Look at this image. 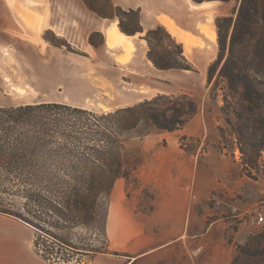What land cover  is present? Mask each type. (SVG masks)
<instances>
[{
    "label": "rangeland",
    "instance_id": "rangeland-1",
    "mask_svg": "<svg viewBox=\"0 0 264 264\" xmlns=\"http://www.w3.org/2000/svg\"><path fill=\"white\" fill-rule=\"evenodd\" d=\"M15 1L21 7L13 16L22 15L29 24L21 26L17 34L11 33L10 42L0 38V100L9 101V105L60 101L100 115L130 106L114 103L124 84L123 71L117 69L116 62L128 61L133 49L123 47L126 54L114 59L112 49L121 45L109 47L103 32L115 24L121 33L141 29L139 9L128 7L137 0H121L124 6L114 0ZM201 1H147L149 16L165 11L168 15L161 16L173 19L181 29H190L182 31L185 36L178 39L185 41L191 69H170L163 83L170 96L189 94L197 102L198 112L202 111L205 124L203 134L179 139L189 162L197 161L184 184L188 185L185 192L196 203L188 220L187 253L171 255L172 263L264 264V221H256L260 213L264 215V29L256 36L246 38L242 34L233 45L232 32L242 0H204L209 2L203 7H192ZM162 26L149 43L154 57L165 61L170 56L183 62L179 45ZM42 27L43 40L39 36ZM16 39L25 42V48L19 47ZM36 45L42 48L41 56ZM47 46L60 49L55 53L47 51ZM161 103L163 107H181L178 100L164 99ZM56 114L60 120L53 126L57 130L70 126L74 137L68 149L72 151L67 154L57 148L49 161L37 162L66 166L71 172L66 178L69 182L82 189L86 183H99L104 188L102 194L65 197L55 192L43 194L36 203L30 196L32 189L17 178L19 175L10 179L2 158L0 209L21 211L29 218L28 223L36 228V246L45 258L89 264L93 256L112 251L106 216L110 197L107 188L114 173L108 171L106 163H115L119 151L115 141L119 137L108 134L103 142L99 141L103 136L92 139V131L84 127L86 122L91 124L85 119L90 116L64 109ZM9 124L17 136L28 127L26 121ZM60 135L57 139L64 140ZM142 139L131 143L141 161ZM99 142L107 147L99 146ZM18 162L28 165L21 159ZM136 171L127 180V194L136 198L140 209L148 211L155 190L141 182Z\"/></svg>",
    "mask_w": 264,
    "mask_h": 264
},
{
    "label": "crops",
    "instance_id": "crops-1",
    "mask_svg": "<svg viewBox=\"0 0 264 264\" xmlns=\"http://www.w3.org/2000/svg\"><path fill=\"white\" fill-rule=\"evenodd\" d=\"M114 1L118 6L125 5L121 0ZM147 1L149 0H137L135 4L128 6L131 9H139L141 29L136 33L118 32L116 24L103 32L105 43L109 47L121 45L112 49L114 59L126 54L124 48L133 49L128 61H114L119 64L117 69L123 71L121 78L124 82L121 86L123 90L121 96L114 102L116 105L131 106L152 96L170 93L163 81L169 75L166 71L174 68L160 69L148 55L150 44L146 35L159 25L167 28L170 38L181 45L183 55L191 63L186 53L185 41L179 40L185 36L181 35L182 31H190V29L183 27L181 29L173 19L161 16L168 15L165 11L155 12L149 16L147 8L150 5ZM206 2L209 1L203 0L195 3L192 7L199 9ZM20 7L15 0H0V38L3 37L4 40L10 42L12 40L11 33L17 34L22 30L21 26L29 24L24 16L20 14V17L13 16V12L18 15ZM168 21L174 22L178 30L169 26ZM44 28L42 27L39 32L42 40ZM49 29L55 31L51 26ZM25 31L26 28L23 27V32ZM110 36H115L116 40L110 42ZM16 43L19 47L25 48V42L16 39ZM126 44L129 45L128 48ZM29 49H33V47H29ZM35 49L41 56V46L36 45ZM51 49L56 53L60 48L56 47V50L54 46L46 48L47 51ZM159 71H163V74H157ZM40 102L64 104L60 101H39L9 105V101L1 99L0 106L10 107ZM204 127L202 111H199L183 127L174 131L149 134L140 141L139 149L143 159L135 176L141 182L153 186L155 193L152 207L148 211L140 209L136 198L127 194V179L116 178L109 195L106 216V231L113 252L99 253L91 258L89 264H173L171 255L181 256L182 253H187L188 220L189 215L195 211L196 202L192 201L188 193L185 192L188 185L184 186V184L190 180L193 166L196 168L197 161L189 162L184 154V149L179 144V139L182 136L203 134ZM151 136L153 138L148 144ZM35 238L36 228L33 225L0 212V264H65L45 258L37 248ZM174 264H186V262L182 263V260H179Z\"/></svg>",
    "mask_w": 264,
    "mask_h": 264
},
{
    "label": "trees",
    "instance_id": "trees-1",
    "mask_svg": "<svg viewBox=\"0 0 264 264\" xmlns=\"http://www.w3.org/2000/svg\"><path fill=\"white\" fill-rule=\"evenodd\" d=\"M263 22L264 0H242L232 32L233 45L239 41L242 34L246 38L254 34L256 36L260 29H264L262 27ZM121 28L123 29L122 26ZM160 30L161 27H158L147 33L146 38L149 43H151L154 34H157ZM148 55L160 69H191V63L183 55L181 45H179L178 55L183 62L174 60L170 56L165 61H160L154 57L152 49H150ZM164 99H169L172 102L178 100L181 107H163L161 101ZM63 109L78 111L90 116L85 119L92 121L91 124L86 122L84 127L90 128L92 131L90 136H94L92 139L103 136V139L99 140L103 142L105 141L104 137L108 138V134L119 137V140L115 141V145L119 150L115 163H106L108 171L114 173L107 188V193L110 195L115 179L123 177L128 180L141 163V157L132 147V141L142 139L152 133L174 131L183 127L198 112V104L189 94L184 93L177 97L157 95L139 104L101 115L84 108H73L70 105L57 102H40L16 107L0 106V114L6 115V117L0 116V160L3 158L6 161L5 171L12 177L11 180H15L14 177L19 175L17 178H21L25 184L30 186L32 189L29 190L30 196L36 198L33 199L36 203L40 202V198H43L45 194L57 192L63 193L65 197L80 195V193L99 195L102 194L104 189L96 182L86 183L82 189L80 185L75 186L66 179L67 176H71V172L68 171L69 169L66 166L57 168L54 164L44 165L38 163L42 160L49 161L52 155L55 156L54 152H57V148L62 149L61 151L67 154L72 151L68 149L70 140L74 137L70 126L66 125L67 127L63 128L62 131L53 126L55 120H60L56 118L59 116L56 113H62ZM18 121H26L28 126L27 130L22 132L20 136L13 133V127H10L9 124ZM34 123H36L35 127ZM94 126L98 128L94 129ZM59 134L64 137V140H60L62 142L57 139ZM123 137L126 138L123 139ZM185 138L183 137L181 141ZM98 145L101 146V143L99 142ZM101 147L107 146L103 145ZM19 159L28 162V165L21 166L18 162ZM0 212L30 222L29 218L21 211L0 209Z\"/></svg>",
    "mask_w": 264,
    "mask_h": 264
},
{
    "label": "bare ground",
    "instance_id": "bare-ground-1",
    "mask_svg": "<svg viewBox=\"0 0 264 264\" xmlns=\"http://www.w3.org/2000/svg\"><path fill=\"white\" fill-rule=\"evenodd\" d=\"M168 24H169V26H171V27H173V28H175V29H177L178 30V28H177V26H176V24L174 23V22H172V21H168ZM181 35H185L184 33H181ZM116 40V37L115 36H110V42H114ZM126 47L128 48L129 47V45L128 44H126Z\"/></svg>",
    "mask_w": 264,
    "mask_h": 264
},
{
    "label": "built area",
    "instance_id": "built-area-1",
    "mask_svg": "<svg viewBox=\"0 0 264 264\" xmlns=\"http://www.w3.org/2000/svg\"><path fill=\"white\" fill-rule=\"evenodd\" d=\"M256 218L258 223H262L264 221V215L262 213H260Z\"/></svg>",
    "mask_w": 264,
    "mask_h": 264
}]
</instances>
